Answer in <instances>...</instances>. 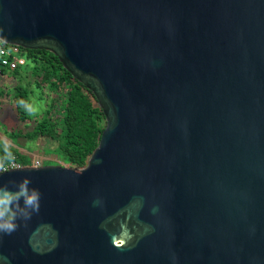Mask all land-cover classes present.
Wrapping results in <instances>:
<instances>
[{"label":"water","instance_id":"water-1","mask_svg":"<svg viewBox=\"0 0 264 264\" xmlns=\"http://www.w3.org/2000/svg\"><path fill=\"white\" fill-rule=\"evenodd\" d=\"M106 118L86 166H22L0 264H264V0H0Z\"/></svg>","mask_w":264,"mask_h":264},{"label":"trees","instance_id":"trees-1","mask_svg":"<svg viewBox=\"0 0 264 264\" xmlns=\"http://www.w3.org/2000/svg\"><path fill=\"white\" fill-rule=\"evenodd\" d=\"M23 50L27 55L28 68H0V74L21 77L30 72L36 78L38 87L47 86L51 96L41 117L36 120L33 131L27 133L28 137L47 138L56 142L70 166L83 168L97 148L106 127L103 110L93 92L74 78L52 52ZM6 95V91L0 87V109L4 105L2 98ZM29 101L30 91L17 85L13 102L21 121L33 118L24 105ZM12 159L22 166L32 165L14 145H7L0 133V164L9 163Z\"/></svg>","mask_w":264,"mask_h":264},{"label":"rangeland","instance_id":"rangeland-1","mask_svg":"<svg viewBox=\"0 0 264 264\" xmlns=\"http://www.w3.org/2000/svg\"><path fill=\"white\" fill-rule=\"evenodd\" d=\"M25 68H28L27 66ZM33 75L14 77L0 74V87L7 95L3 99V107L0 109V133L2 140L7 145H14L16 149L32 165H64L70 167V162L59 150L56 142L47 138L30 139L27 133H31L46 108V102H50L51 96L47 86L38 87ZM22 85L30 91V101L24 103L32 120L21 121L15 109L13 99L17 85ZM13 160V159H12ZM11 160V161H12ZM15 160V159H14ZM30 165V166H32ZM40 165V166H41Z\"/></svg>","mask_w":264,"mask_h":264},{"label":"clouds","instance_id":"clouds-1","mask_svg":"<svg viewBox=\"0 0 264 264\" xmlns=\"http://www.w3.org/2000/svg\"><path fill=\"white\" fill-rule=\"evenodd\" d=\"M7 169L0 164V173ZM31 178L24 177L14 184H0V235H10L26 222L33 213L39 211L41 194L35 187H30Z\"/></svg>","mask_w":264,"mask_h":264},{"label":"built area","instance_id":"built-area-1","mask_svg":"<svg viewBox=\"0 0 264 264\" xmlns=\"http://www.w3.org/2000/svg\"><path fill=\"white\" fill-rule=\"evenodd\" d=\"M26 66L27 55L23 48L14 44H9L0 37V68L16 70L25 68ZM40 165L41 164H37L36 166ZM3 166L7 170L22 167V165L14 159L9 163L3 164Z\"/></svg>","mask_w":264,"mask_h":264}]
</instances>
